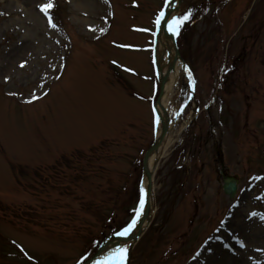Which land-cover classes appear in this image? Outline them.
I'll return each mask as SVG.
<instances>
[{
  "label": "rangeland",
  "instance_id": "rangeland-1",
  "mask_svg": "<svg viewBox=\"0 0 264 264\" xmlns=\"http://www.w3.org/2000/svg\"><path fill=\"white\" fill-rule=\"evenodd\" d=\"M166 2L0 0V264H86L139 211ZM189 11L166 107L177 138L125 264H264V0Z\"/></svg>",
  "mask_w": 264,
  "mask_h": 264
},
{
  "label": "bare ground",
  "instance_id": "bare-ground-1",
  "mask_svg": "<svg viewBox=\"0 0 264 264\" xmlns=\"http://www.w3.org/2000/svg\"><path fill=\"white\" fill-rule=\"evenodd\" d=\"M182 0H172L170 4V9L172 12H170L168 16V22L175 17V13L178 12L180 4ZM155 56L157 59V67H158V72L160 77H163L166 75L169 67L171 66L172 63L175 61L174 57V52H173V46L169 38L168 31L166 29H161L158 35V40L155 48ZM175 65V63H174ZM182 63L178 59V63L175 65V69L173 73L170 75L167 85H166V90L164 92V98L161 101L162 107L166 109L168 100L171 97V92H172V87L173 85L178 81L179 79V70L181 67ZM159 123L160 119H159ZM160 125V124H159ZM159 135V132L157 133ZM174 138V139H173ZM168 139L165 141L161 147L154 152L149 159L148 166L150 168V171L154 173V169L157 165V162L165 155L169 149V147L174 144L176 141L177 136ZM147 189H148V183L147 180L145 179L143 184H142V198L147 197ZM150 201L152 203V195L150 198ZM152 211H150L148 220L145 222L143 228L141 230H134L133 232L129 233L124 239L118 240L117 237H112L109 241L106 242L104 246V254L107 255L109 252L118 249V248H128L130 246H133L141 237L142 233L147 229V227L150 224V220L152 218Z\"/></svg>",
  "mask_w": 264,
  "mask_h": 264
},
{
  "label": "water",
  "instance_id": "water-1",
  "mask_svg": "<svg viewBox=\"0 0 264 264\" xmlns=\"http://www.w3.org/2000/svg\"><path fill=\"white\" fill-rule=\"evenodd\" d=\"M168 9H169V4L166 5L165 10H164L165 19L161 23L162 28H167L166 23H167V15L169 13ZM170 40L173 43L174 57H175V61H177L179 59V53H178V50L176 48L174 36L171 32H170ZM173 70H174V66L171 65L167 74L165 76H163L160 80V95H159V98H158L157 103H156V115L161 119L162 131H161L160 137L155 141V143L152 145V147L148 150V152L146 153L144 160H143V173L146 176V179L148 181V195H150L151 181H152V174H151V171L148 167V161H149V158L152 155V153L155 152L159 148V146L161 145L162 141L164 140V138L168 132V128H169L168 115H167L166 111L161 106V99L164 96L165 86H166V83L168 81V76L170 75V73ZM158 108H160L161 111L163 112V117L161 116ZM223 191L226 195H228L230 197H234V195L236 194V191H237V180H236V178H229L223 184ZM149 212H150V202L146 201L143 203V213H144L143 219L141 221H139L138 223H136L132 230H134L136 228L140 229L142 227V224H143L144 220L147 218ZM119 237L121 239L123 238L121 236H119ZM100 254H101V252H100Z\"/></svg>",
  "mask_w": 264,
  "mask_h": 264
},
{
  "label": "snow or ice",
  "instance_id": "snow-or-ice-1",
  "mask_svg": "<svg viewBox=\"0 0 264 264\" xmlns=\"http://www.w3.org/2000/svg\"><path fill=\"white\" fill-rule=\"evenodd\" d=\"M172 0H168V4H171ZM54 7V4L48 3L46 5L41 6V11L48 16L49 23H52V16L49 14L50 10ZM192 13L189 11L186 14H184L181 17H173L169 22H168V30L173 34V35H178L179 34V28L190 19ZM165 19V12L161 11L158 15V17L155 20V24L157 27L161 25V23ZM52 27L55 28V24H52ZM24 65L21 64V67ZM47 95V93H45ZM143 198L141 199L140 206L141 208L143 207ZM139 213H137V216ZM252 215H255L253 213ZM136 224V220L134 219L130 225L125 227L122 231H119L116 233V235L125 237L127 236L133 229V227ZM199 255V254H198ZM85 260L88 258L85 257ZM127 259V249L126 248H118L115 249L111 252H109L107 255L101 256L99 259L94 260V264H125Z\"/></svg>",
  "mask_w": 264,
  "mask_h": 264
},
{
  "label": "flooded vegetation",
  "instance_id": "flooded-vegetation-1",
  "mask_svg": "<svg viewBox=\"0 0 264 264\" xmlns=\"http://www.w3.org/2000/svg\"><path fill=\"white\" fill-rule=\"evenodd\" d=\"M219 174H220V176H221V177H223V176H224V172H220Z\"/></svg>",
  "mask_w": 264,
  "mask_h": 264
}]
</instances>
